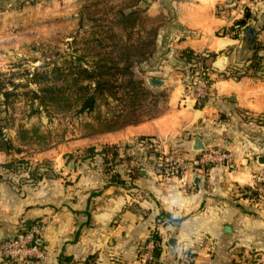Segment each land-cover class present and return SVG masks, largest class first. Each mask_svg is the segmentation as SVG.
Wrapping results in <instances>:
<instances>
[{
    "label": "crops",
    "instance_id": "1",
    "mask_svg": "<svg viewBox=\"0 0 264 264\" xmlns=\"http://www.w3.org/2000/svg\"><path fill=\"white\" fill-rule=\"evenodd\" d=\"M168 7L175 18L158 40L167 41L169 59L157 64L172 73L161 84L169 93L161 113L38 149H26L18 123L4 131L12 146L0 149V240L37 226L46 256L0 257V264H60L61 252L71 264H84L89 255L94 264H136L153 232L157 264L264 263V182L256 178L264 167V0H170ZM246 8L254 43L245 26L235 35L229 29ZM254 53L258 69L251 65ZM196 58L205 59L210 79L200 107L186 94L190 76L182 72ZM195 136L204 148L230 149L234 167L210 163L161 177L159 154L188 162L203 150L193 148ZM107 144L126 157L115 166L123 183L109 182L99 153L77 158ZM10 161L14 168L5 166ZM36 166L41 176L32 178L27 169ZM162 210L175 220L160 217Z\"/></svg>",
    "mask_w": 264,
    "mask_h": 264
},
{
    "label": "rangeland",
    "instance_id": "2",
    "mask_svg": "<svg viewBox=\"0 0 264 264\" xmlns=\"http://www.w3.org/2000/svg\"><path fill=\"white\" fill-rule=\"evenodd\" d=\"M159 1L0 0V98L2 91H13L0 108V123L7 122L4 131H9L15 123H22L26 128L34 127V138L26 143V149H38L56 146L60 142H75L79 134L107 131L102 129L105 118L113 117L109 123L119 124L124 119L138 122L161 113L166 108L169 94L161 84L172 71L164 73L158 67V61L169 59L165 55L167 41L161 44L158 34L169 28L175 12L168 7L170 0ZM131 9H138L131 41L139 44L150 41L147 51L151 50L146 60L137 63V74L146 91L138 98L140 103L134 111L126 96L122 99L101 97L94 110L82 113L62 112L52 106H37V102L31 101L29 90L37 87L29 81L31 72L42 65L46 67L59 62L70 54L84 53L89 57L96 39L102 38L103 43L111 45V33H124L116 24L120 10L127 12ZM195 60L197 58L189 60L190 64L196 66L198 62ZM185 68L183 74H188L192 80V70L188 64ZM151 77L160 79V85L151 84ZM185 92L188 95V90ZM35 107L37 110L33 111Z\"/></svg>",
    "mask_w": 264,
    "mask_h": 264
},
{
    "label": "trees",
    "instance_id": "3",
    "mask_svg": "<svg viewBox=\"0 0 264 264\" xmlns=\"http://www.w3.org/2000/svg\"><path fill=\"white\" fill-rule=\"evenodd\" d=\"M116 24L124 31V33L113 32L111 33L112 44L103 43L105 42L102 38L96 39V46L93 45L91 48L94 49L93 53L88 57L84 53L76 55H68L62 58L59 62H54L50 66L45 65L36 68L31 72L30 82L36 84V88L29 90V98L32 102H37V106H52L54 109L62 112L74 111L77 113L89 112L97 107V101L99 98H106L107 96L118 97L122 99L123 96L128 97L129 105H132L131 109L134 111L140 103L139 97L146 91L142 79L137 74V63L142 60H146L151 54V50L147 51L149 42L141 43L132 42L131 35L134 32V28L137 24L138 9H131L127 12H119ZM247 16L249 12L247 8L244 11V16L236 19L234 23L229 27L231 34L235 35V29L239 26H245L247 28L246 36L251 35L250 40L254 43V31L253 27L248 25ZM151 42H154L152 40ZM144 44V45H143ZM97 46H102L98 49ZM183 55L190 59L194 57L190 51H184ZM199 66L189 65L193 74H203L207 76L205 72V59H197ZM257 54L254 53L251 65L258 69L260 63L257 61ZM190 62V61H189ZM204 72V73H203ZM240 71L235 72V76H239ZM207 79L208 86L210 85L209 77ZM13 91L4 90L1 92L2 97L0 98V108L7 102V97ZM207 96V95H206ZM202 102L197 105L200 107L204 103ZM128 105V106H129ZM36 107L33 111H36ZM117 116H120L117 115ZM113 118V117H112ZM112 118H105L104 130H113L120 128L129 123H135L137 120H122L119 124L109 123ZM2 116L0 115V120ZM7 122L0 123V149H8L12 146L10 138L4 133V128ZM18 137L22 142L28 143L34 137L32 132L36 129L26 128L22 123H18ZM103 131V130H100ZM139 139L146 141V136H141ZM147 142L151 145L152 141L148 138ZM99 153L102 157V162L105 163V170L109 182L123 183L121 174L116 171L115 166L121 163L126 157L119 155L118 146L116 144H107L102 147L101 151H95L92 147L87 149L84 155H78L77 158H85L92 154ZM71 156V155H69ZM19 165H22L25 160L18 159ZM13 161L5 164L7 167L14 168ZM30 177L37 178L41 176L38 173L37 166L35 168L27 169ZM159 216H168L172 218L169 213L160 211ZM20 229H25L21 227ZM152 236L156 239V245L153 250V259L150 264H157L160 253V245L158 244V235L156 232L152 233ZM58 262L72 263V257L63 252L58 255ZM84 264H94L93 255H89L85 260Z\"/></svg>",
    "mask_w": 264,
    "mask_h": 264
},
{
    "label": "built area",
    "instance_id": "4",
    "mask_svg": "<svg viewBox=\"0 0 264 264\" xmlns=\"http://www.w3.org/2000/svg\"><path fill=\"white\" fill-rule=\"evenodd\" d=\"M195 76V77H194ZM188 83V95L193 99L195 106L202 102L208 94L209 86L203 74L194 75ZM159 174L161 177H169L186 170L202 171L208 164H222L228 168L234 167V155L226 147L209 146L200 150L199 154L186 162L176 159L166 153L158 156ZM256 178L264 182V167L256 172ZM39 239V227L30 226L17 230L13 235L0 240V257L8 260L42 259L46 256V249L37 241ZM156 239L152 234L147 242L138 251L136 264H150L153 259V250ZM264 264V263H256Z\"/></svg>",
    "mask_w": 264,
    "mask_h": 264
},
{
    "label": "water",
    "instance_id": "5",
    "mask_svg": "<svg viewBox=\"0 0 264 264\" xmlns=\"http://www.w3.org/2000/svg\"><path fill=\"white\" fill-rule=\"evenodd\" d=\"M247 37L250 39L251 35L248 34ZM225 60H226V57H225V56L222 57V58H221V63L223 64ZM149 81H150V83L153 84L154 86H155V85H156V86H157V85H160V83H161V80L158 79V78H156V77H151ZM204 147H205V146H204V144L202 143V141L200 140V138H199L198 136H195L194 139H193V148H194V149H204ZM37 241L40 243V239H38ZM168 241L171 243L170 240H168ZM171 245H172V243H171Z\"/></svg>",
    "mask_w": 264,
    "mask_h": 264
}]
</instances>
